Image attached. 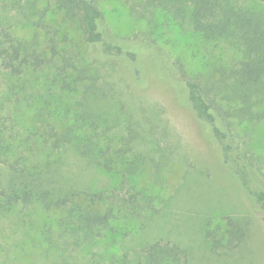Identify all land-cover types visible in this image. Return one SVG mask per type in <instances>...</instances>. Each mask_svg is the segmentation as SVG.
<instances>
[{
	"label": "rangeland",
	"instance_id": "1",
	"mask_svg": "<svg viewBox=\"0 0 264 264\" xmlns=\"http://www.w3.org/2000/svg\"><path fill=\"white\" fill-rule=\"evenodd\" d=\"M94 1L102 12L106 37L138 57L136 62L104 59L93 66L99 70L100 84L113 88L111 105L121 102L120 108L106 107L118 111L116 117L120 120L118 127L109 133L114 142L110 169L89 163L73 148L63 153H52L48 147L35 149L34 142H52L51 130L60 131L72 123L77 111L78 94L71 88L74 85L61 86V77L52 83L55 79L52 69L29 67L14 75L0 66V142H11L27 150L28 144L33 145L32 150H23L28 166L35 164L57 191L121 188L116 192L118 200L136 198L135 207H129L128 219L114 222L118 233L110 234L92 248L97 254L121 255L126 249L140 250L153 241L171 239L189 252L190 264H264V208L253 203L240 179L225 165L211 139L213 136L205 135L206 129L189 106L183 86L163 72L180 59L196 78L216 65L236 61L240 50L228 42L205 40L193 32H184L161 12L155 13L152 25L147 24L132 14L131 0ZM14 3L15 9H0V28H8L16 38L37 45L52 36L62 38V46L79 51L88 61L90 54L83 35L63 19L55 6L56 0H21L19 5L14 0ZM238 3L264 14V0H238ZM43 13L55 34L46 36L37 26ZM92 58L96 56L93 54ZM222 105L226 110L230 107L228 103ZM218 123L248 158L256 176L254 184L264 189V120L249 123L221 117ZM127 126L139 132L140 137L133 141ZM142 130L148 131L147 138L140 134ZM85 135L87 132L80 134V140ZM151 140L169 146L165 160L157 157L161 162V179L154 177L158 168L150 166L152 155L147 153L145 143L136 147L146 164L144 167L133 152L125 153V163L117 153L121 142ZM128 167L130 186L122 187V173ZM136 170L137 173L133 172ZM125 174L128 176V171ZM10 179L11 172L0 164L1 189L9 187ZM138 203L144 209L141 213ZM7 205V201L0 203V264H51L54 257L46 254L40 232L44 224L55 221L62 213L47 212L38 203ZM230 218L246 233L241 245L233 251L225 247Z\"/></svg>",
	"mask_w": 264,
	"mask_h": 264
},
{
	"label": "trees",
	"instance_id": "2",
	"mask_svg": "<svg viewBox=\"0 0 264 264\" xmlns=\"http://www.w3.org/2000/svg\"><path fill=\"white\" fill-rule=\"evenodd\" d=\"M16 2L19 5L21 0ZM55 6L63 19L75 25L83 35V43L90 54L88 61L79 51L62 46V38L56 37V40L52 36L44 44L37 45L36 42L16 38L4 27L0 28V66L14 75L22 74L29 67L52 69L55 71L52 83L61 77V86L70 88L73 84L71 88L78 94L74 120L60 131L51 128L49 137L52 142H34L35 149L48 147L52 153H63L73 148L89 163L110 169L114 142L109 133L118 127L120 120L116 116L119 112L112 107L106 109L114 99L113 88L100 84L99 70L93 66L98 61L114 58L136 62L137 54L106 37L102 28L103 15L94 0H56ZM13 8H16L14 0L0 2L2 10ZM130 9L135 17L147 24L152 25L155 13L161 12L184 32H193L205 40L228 42L240 50L236 61L216 65L210 72L196 78L180 59L163 72L167 73L165 77L183 86L189 106L206 129L205 135L213 136L211 139L221 152L225 165L240 179L253 203L264 208V189L254 184L253 177L256 176L252 165L218 123L221 117H233L239 122L249 123L264 120V14L239 4L238 0H131ZM37 26L45 31L46 36L55 34L44 13L39 16ZM93 54L96 58H92ZM135 73L137 77L140 76L138 69ZM100 102H106V105L100 106ZM120 103L118 100L111 106L119 107ZM222 103H228L230 107L226 110ZM126 130L133 141L140 137L135 129L131 130L127 126ZM85 132L87 135L80 140L79 135ZM146 132L142 130L140 134L147 138ZM96 139L107 142H97ZM142 143L149 148L147 153L152 155L149 158L150 166L158 168L155 179H161L159 158L165 160L168 145L162 146L161 142L154 140L121 142L117 152L119 158L123 163L125 153L131 151L140 166H146L136 149ZM32 146L28 144L27 150L11 142H0V164L11 172L9 187H0V203L7 201V207L38 203L47 212L62 213L55 221L44 224L40 232L46 254L54 257L51 264H190L189 252L171 239L153 241L140 250L126 249L121 255L110 254L105 257L97 254L92 248L110 234L118 233L114 222L119 218L128 219L130 205L135 207L138 201L136 198L118 200L116 192L121 188L97 192L74 188L65 192L57 191L49 179L43 178L35 164L28 166L27 155L23 150L28 152ZM16 149L19 150L16 152ZM13 151L16 152L13 154L15 159L11 158ZM126 163L129 166V162ZM166 164L164 162V166ZM126 171L122 173V187L130 186V167ZM133 172L137 173V170ZM133 188L135 190V186ZM138 205L140 208L137 209L141 213L144 209L140 203ZM229 220L231 228L225 247L233 251L241 245L246 233L234 219ZM80 254L83 255L81 259Z\"/></svg>",
	"mask_w": 264,
	"mask_h": 264
}]
</instances>
